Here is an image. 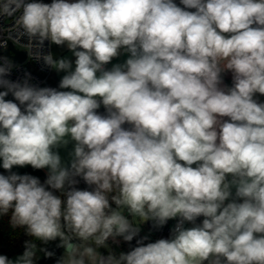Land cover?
<instances>
[{
  "label": "clouds",
  "instance_id": "clouds-1",
  "mask_svg": "<svg viewBox=\"0 0 264 264\" xmlns=\"http://www.w3.org/2000/svg\"><path fill=\"white\" fill-rule=\"evenodd\" d=\"M0 17L64 73L14 81L0 57V217L59 239L56 264H264V0H0ZM170 220L167 238L140 236ZM117 238L136 244L98 251Z\"/></svg>",
  "mask_w": 264,
  "mask_h": 264
},
{
  "label": "trees",
  "instance_id": "trees-1",
  "mask_svg": "<svg viewBox=\"0 0 264 264\" xmlns=\"http://www.w3.org/2000/svg\"><path fill=\"white\" fill-rule=\"evenodd\" d=\"M43 2L51 3V0H43ZM229 85H231V81L229 82ZM257 98L258 100L264 102V96H260L259 94H257ZM6 99H12V96L9 95L8 97H6ZM101 111H103V109H101ZM0 173H5V170L2 167H0ZM25 173L39 177L41 182H43L46 178V173H44L42 170H35L31 166H28L20 174H25ZM78 187L86 188L87 185H85L84 182L81 181ZM114 206L115 205H113V207ZM9 221H10V214L8 216L0 217V254L6 255L9 259H11L13 256L24 252L25 242L31 241L37 245V249L39 251L40 249H47L48 251L54 253V255L49 258L45 256L43 251H40L43 255L41 264H46L49 262H53L56 264L57 260L60 259V256L64 251L63 248L57 247V245L59 244V239H57L56 241H50L48 243H44L42 241L36 240L34 237L27 235L25 228L22 227L13 228ZM140 236L143 235L140 233ZM149 239L150 241H153L152 238ZM117 241L118 242H114L111 239H109V241L107 242L109 247L108 248L101 247L98 249V251L103 255H107L109 250H112L116 254H119L120 252L129 251L131 247L135 246L136 244L135 239L131 242V244L123 241L122 238H117Z\"/></svg>",
  "mask_w": 264,
  "mask_h": 264
},
{
  "label": "built area",
  "instance_id": "built-area-1",
  "mask_svg": "<svg viewBox=\"0 0 264 264\" xmlns=\"http://www.w3.org/2000/svg\"><path fill=\"white\" fill-rule=\"evenodd\" d=\"M176 2L179 3V0H176ZM14 23L15 19L12 17H0V40L7 41V48H0V57H6L13 64L12 71L8 78L14 81L22 80L25 78L26 74H30V82L43 87L50 81L54 69L45 66L42 60L31 58L28 52L29 50L26 48V45L29 43L27 36L22 37L19 44L13 43L12 40L8 39L9 34L7 29L12 27ZM12 35L15 37V32H13ZM6 51H9V53L6 54ZM42 52L44 54L51 52L54 55L53 44L49 41H45ZM18 53H25V58L22 61L14 59V56ZM170 221H168V223L161 229H155L154 232H156V235L152 238L153 241L159 238H167L169 236L170 229L176 223V221L173 220V223L170 226ZM146 226L149 228L147 223Z\"/></svg>",
  "mask_w": 264,
  "mask_h": 264
},
{
  "label": "rangeland",
  "instance_id": "rangeland-1",
  "mask_svg": "<svg viewBox=\"0 0 264 264\" xmlns=\"http://www.w3.org/2000/svg\"><path fill=\"white\" fill-rule=\"evenodd\" d=\"M70 2H74V0H70ZM54 54H55V57H57V58H59V57H67V58H69V59H71L73 61L75 60V57L72 55L71 51H69L67 49L66 46H57V45H54ZM62 75H64L63 72L58 73L54 69V76L57 79V80L54 81V83L56 81L60 80L61 77H62ZM45 86H47V85H45ZM146 223L147 222H145L144 224L141 225V232L140 233L143 236L147 235V236H149V238H154V236L156 235V232H154L152 229L148 228L146 226ZM172 223H173V220L170 221V226L172 225ZM188 226H190V225H188ZM22 254H23V252L20 253V254L15 255V256H13L10 260L15 261ZM63 254H64V251L61 254L60 258L63 256ZM42 257H43L42 253L37 249L36 258H35V264H41ZM46 264H55V263L49 262V263H46Z\"/></svg>",
  "mask_w": 264,
  "mask_h": 264
},
{
  "label": "crops",
  "instance_id": "crops-1",
  "mask_svg": "<svg viewBox=\"0 0 264 264\" xmlns=\"http://www.w3.org/2000/svg\"><path fill=\"white\" fill-rule=\"evenodd\" d=\"M53 52H54V44H53ZM54 56H55V54H54ZM124 59H126V56H125V55H122L121 57H119L118 60H114L113 63L123 62ZM108 67H111V65H108ZM62 76H63V75H62ZM55 80H57V79L55 78V76H54V71H53V75H52L50 81L48 82V84H46V85H47V86H51V87H57V86H58V83H59L60 80H58V81H56V82L54 83ZM230 81H231V73H226V74L224 75V82H225V84H228V85H229V82H230ZM70 148H71V145H69V150H70ZM61 155H62V157H65V158H66V157H67V151H66V150H61ZM27 167H28V166H25V167H23V168L15 167L13 170H15V171L18 172V173H22ZM42 171H43L44 173L47 172L46 169H44V170H42ZM102 255H103V254H102ZM105 256H106V255H105Z\"/></svg>",
  "mask_w": 264,
  "mask_h": 264
},
{
  "label": "water",
  "instance_id": "water-1",
  "mask_svg": "<svg viewBox=\"0 0 264 264\" xmlns=\"http://www.w3.org/2000/svg\"><path fill=\"white\" fill-rule=\"evenodd\" d=\"M8 53H9V51H6V54H8ZM24 58H25V53H18L16 56H14V59L19 60V61H22ZM147 225L149 226L150 229L155 231V229L152 227L151 221L147 222Z\"/></svg>",
  "mask_w": 264,
  "mask_h": 264
}]
</instances>
